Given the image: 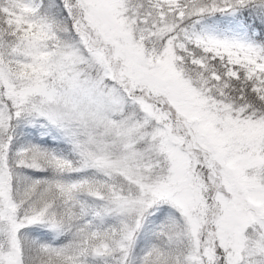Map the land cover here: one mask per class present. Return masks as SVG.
Returning a JSON list of instances; mask_svg holds the SVG:
<instances>
[{"label": "snow or ice", "instance_id": "1", "mask_svg": "<svg viewBox=\"0 0 264 264\" xmlns=\"http://www.w3.org/2000/svg\"><path fill=\"white\" fill-rule=\"evenodd\" d=\"M0 264H264V0H0Z\"/></svg>", "mask_w": 264, "mask_h": 264}]
</instances>
